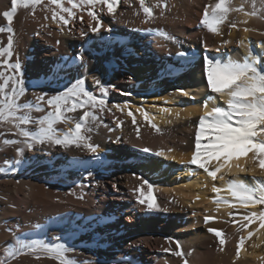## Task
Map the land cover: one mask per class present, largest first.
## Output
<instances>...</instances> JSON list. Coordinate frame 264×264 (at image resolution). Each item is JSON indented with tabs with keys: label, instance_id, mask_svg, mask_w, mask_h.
I'll return each instance as SVG.
<instances>
[{
	"label": "bare ground",
	"instance_id": "bare-ground-1",
	"mask_svg": "<svg viewBox=\"0 0 264 264\" xmlns=\"http://www.w3.org/2000/svg\"><path fill=\"white\" fill-rule=\"evenodd\" d=\"M75 2L78 6L73 8L68 0H62V7L71 9L73 15L61 11L50 0H42L27 9L19 8L14 15L11 26L15 38L22 31H27L25 35H28L31 29L33 36L29 43L33 48L46 51L53 48L57 56L60 55V61L56 62L49 54L37 52L48 57L44 62L54 66L53 71L64 74L67 61L71 70L80 68L73 79L60 81L57 77L51 81L41 70L30 71L31 65L26 61L21 67L26 93L18 102L31 104L33 107L25 111L34 120L38 119L50 110L47 99L83 80L85 89L98 100L104 99L101 96L103 85L119 83L125 89L121 94L137 95L131 98L135 109L127 103L124 108L116 100L112 101L116 103L115 109L106 101L103 109L98 104L95 108L89 105L88 110L97 116L90 121L91 131L87 133L90 143L98 145L95 155L75 147L65 150L60 146L36 144L29 150L24 144L6 145L5 140L22 141L24 137L17 134L15 122L0 124V224L11 213L24 215L25 210L31 211V216L37 219L40 205L50 203L53 198L62 201L52 206L38 225L12 228V224L7 223L0 229V264L6 259V248H16L17 239L23 244L32 240L27 237L40 240L46 236L55 240L48 244H64L74 249L66 255L75 264H183L172 251H165L174 250L177 241L185 252H193L187 257L189 264H264V228L260 227V221L257 219L246 229H239L240 224L247 223L244 215L252 212L259 215L264 205L245 207L226 190L227 182L233 179L248 185L264 181V170L252 161L253 154L248 153L239 161H229L231 171L224 169L217 173V177L224 175V180L213 181L198 165L189 163L204 103L208 102L209 108L226 107V98L207 87L205 57L243 62L251 51L262 60L258 67L264 68V13H259L260 0H256L257 15H245L252 11V5L243 3L245 12H230L228 19L219 25L218 34L205 27L194 28L202 19L205 5L215 0H146V5L153 10L152 18L145 17L139 0H117L112 14L106 5ZM241 4L242 0H232L233 7ZM94 7L102 16L98 19L102 25L99 32L91 30L97 21L88 10ZM7 10H10V0H0V27L5 29L7 21L2 14ZM78 22L82 23L79 35L70 27V23ZM86 24L91 25L86 27ZM138 33L141 38H135ZM162 33L167 34V38ZM1 34L4 38L9 36L6 30ZM91 39L94 41L88 45ZM191 47L209 50L192 66L175 58L177 52ZM79 55L82 62L79 66L73 65L71 60ZM7 61L8 64L17 62L9 58ZM181 66H184L183 72H177ZM6 68L10 70L8 65ZM41 68L48 67L41 65ZM2 72L9 71L2 69ZM5 75L7 78L11 74ZM180 90L189 95H183ZM40 96H44V101L37 100ZM144 101L149 105L145 106ZM37 104L44 111H37ZM82 111L66 113L73 120L56 127L68 131ZM144 113L148 114L147 120ZM21 127L35 131L39 126ZM138 135L144 140L138 139ZM201 143L202 147L207 145V136L201 138ZM17 147L24 148L22 155L16 154ZM145 148L155 155L146 153ZM218 163L223 161L208 159L206 167L212 171ZM236 163L246 171L237 172ZM110 181H114L115 187L108 185ZM144 181L152 185L149 196L148 184H144V198L157 205L151 212L146 205L137 203L139 193L135 189ZM213 186L222 191L213 192ZM216 197L236 204L235 208L225 204L218 207L214 202ZM205 214L217 216L216 222L206 224ZM58 215L61 220L56 219ZM66 219L69 223L58 224ZM112 219L116 222H111ZM208 227L223 230L224 245L219 244L220 238L207 231ZM120 231H124L122 236H119ZM249 232L253 233L251 237ZM241 236L246 239L237 258L236 248ZM13 259L8 258L7 264H23Z\"/></svg>",
	"mask_w": 264,
	"mask_h": 264
},
{
	"label": "snow or ice",
	"instance_id": "snow-or-ice-1",
	"mask_svg": "<svg viewBox=\"0 0 264 264\" xmlns=\"http://www.w3.org/2000/svg\"><path fill=\"white\" fill-rule=\"evenodd\" d=\"M42 0H10V10L3 12V17L7 21L6 29L0 27V32L7 31L9 33L7 47L0 50V56L5 53L8 57L12 55V47L14 42V29L12 23L14 15L19 8H29V6L39 5ZM72 7H77L75 0H68ZM50 3L61 8V11L68 12L73 15L72 10L62 7V0H50ZM80 3L95 5L97 3L106 5L110 14L115 12L117 0H80ZM243 3H251L252 11L245 12ZM140 8L146 18H152V7L146 5V0H139ZM167 7V4H164ZM230 12H245V15L255 16L258 14L256 0H242L240 7H233L232 0H215L214 3H208L203 9L202 19L200 24L203 25L211 33H219V25L223 24L229 17ZM259 13H264V0H260ZM163 15V13H161ZM89 15L96 20L95 27H92L93 32L101 30V22L97 15L90 11ZM56 18L55 12L53 19ZM65 24L68 23L63 16L60 17ZM147 22V21H145ZM235 27V23L232 24ZM248 29H245L247 31ZM167 38V34L162 33ZM262 60L256 57L251 51L245 56L243 62L234 61L231 58L222 61L221 59H210L205 57L207 87L212 93L218 94L219 97L226 98V107L212 106L209 108L208 102L203 105L204 112L199 118V127L195 133V150L189 161L192 165H198L199 168L207 172L208 176L213 181L220 179L224 180V175L217 177V173L227 169L231 171L229 161H239L241 157L252 153V161L257 166L264 170V68L258 67ZM8 67L15 70L16 75H9L5 78V73L0 72V124L14 123V127L18 130L17 134L24 137L22 141L5 140L4 144H24L29 150H32L36 144L49 146H60L65 150L72 147L83 148L97 154L98 145L90 143L91 137L87 135L91 131L89 126L90 121L96 120L97 116L93 111L88 110L89 105L95 108L98 104L101 109L105 106L104 99H97L91 92L84 87V81L80 80L65 92L59 93L47 99V106L50 109L46 115L33 119L25 109L33 107L31 104H20L19 98L26 93L24 87L23 73L21 64L17 61L14 64H8L7 60L3 61ZM11 82V83H10ZM97 84L100 82L97 80ZM106 92V89H102ZM183 95L188 96L189 93L180 90ZM81 97L85 99H81ZM75 98V99H73ZM44 96L37 97L38 101H44ZM69 101H72L69 104ZM37 111H44L39 104L35 105ZM83 110L82 115L76 118L73 123L74 127L68 131H63L56 127L59 123H68L73 118L66 113H75L77 110ZM165 111H168L165 109ZM18 113H22L18 115ZM131 115V113H129ZM147 120L148 114L144 113ZM135 123V120L133 121ZM38 124V129L35 131L25 129L22 125ZM152 127L157 131L159 129L155 124ZM207 136V145L202 147L201 138ZM24 148L17 147L16 154L22 155ZM145 152L149 149L145 148ZM171 151V150H170ZM214 159L223 161L218 163L214 170L210 171L206 167V161ZM204 161V162H201ZM237 172L243 173L246 168L239 163H236ZM255 179V178H254ZM144 181L138 188L135 189L139 193L137 203L146 205L148 211L156 210L157 205L144 198L143 191ZM115 187V186H114ZM148 195H151L152 185L148 184ZM227 192L231 194L235 201L245 207L251 205H264V181L259 184L248 185L239 179L229 180L227 182ZM221 188L213 186V192L219 194ZM199 199V197H197ZM219 207L221 204L227 205L228 208H235L236 204L230 203L227 200L216 199L214 201ZM213 217L205 216L204 221L207 224ZM244 221L239 225V229H246L249 224L257 219L260 221V227L264 228V211L246 214L243 216ZM238 229V230H239ZM209 233H213L219 239V244L222 246L225 243L222 230H217L209 227ZM252 232L248 236H252ZM245 237L241 236L236 248V257L240 256V248L244 245ZM20 244V248L9 246L5 250V261L7 264L8 258H14L20 253V249L27 248L29 252L43 251L50 257L59 261V264H75L70 257L66 255L68 252L74 251L64 244H21L19 239L16 241ZM223 251V248H220ZM172 251L173 254L180 258L183 264H189L187 257L193 254L192 251L185 252L181 244L177 241L175 249H165Z\"/></svg>",
	"mask_w": 264,
	"mask_h": 264
},
{
	"label": "rangeland",
	"instance_id": "rangeland-1",
	"mask_svg": "<svg viewBox=\"0 0 264 264\" xmlns=\"http://www.w3.org/2000/svg\"><path fill=\"white\" fill-rule=\"evenodd\" d=\"M91 11L92 12H94L96 15H97V18L99 19V18H102V16H101V14H100V10L98 9V8H95L94 7V10L93 9H91ZM96 11V12H95ZM88 12H90V10H88ZM78 18L80 19V14L78 15ZM78 19V20H79ZM80 21V20H79ZM89 25V26H88ZM90 25L91 24H86V27H90ZM93 25V24H92ZM81 26H82V23L81 22H78L76 25H75V23H74V25H73V23H70V27L72 28V30H73V32L75 33V34H80V32H81V30H82V28H81ZM197 28V26H194V28ZM197 29H199V28H197ZM24 31H22V32H20V34L15 38V40H14V42H13V47H12V55H11V57H8L7 56V54L5 53V55L4 56H0V72H2V69H3V71H6L7 70V72L8 73H6L5 72V74H11L12 75V72H15V70L14 69H12V68H9L10 70H8V68H6L7 67V65L6 64H3V62H1V61H3V59L4 60H8V58H9V60L10 61H14L15 62V60H17V61H19V60H21V62L23 63H21L20 61V63H21V67L23 66L24 67V63L27 61V62H29V64L31 65V70L30 71H33V72H36V71H39V70H41L42 72H44L43 74L44 75H46V77L47 78H50L51 79V81L54 79V78H57V77H59V79H60V81L62 80V81H66V80H68V79H73L74 77H75V75L77 74V71H79V69L80 68H78L77 70H71L70 68H68L69 66H70V64H69V61H67L66 62V65H65V69H66V72L63 74V73H58V71L56 70V72L55 71H53L54 69H55V67L54 66H52L51 67V65H49L48 66V64L47 63H45L44 61V59L45 58H48V57H46L45 55H43V54H49L50 55V57L52 56V60H56V62H57V60L58 61H60V55H58L57 56V52H56V50L55 49H53V48H50L48 51H46L44 48L43 49H41V50H39V49H35V48H33L32 46H31V43H29V41L31 40V38H32V36L33 35H31V34H33L32 32V30L30 29V30H28V35H25V34H27V31H25L24 33H23ZM29 32H30V34H29ZM139 35L137 36H135V38H141L142 36H141V33H138ZM145 34V33H144ZM4 35H2L1 34V32H0V50H3L4 48H6L7 47V41H8V37L6 38H4L3 37ZM29 38V39H28ZM94 39V38H93ZM93 39H91L90 40V44H92V42L94 41ZM23 40V41H22ZM89 41V40H88ZM23 42H25V43H23ZM6 45V46H5ZM15 45H17V46H15ZM4 47V48H3ZM14 48V49H13ZM211 51H213L212 49H210ZM37 52H44L43 54H38L37 55ZM48 52V53H47ZM56 53V54H55ZM216 53L217 54H220L221 53V51H216ZM23 55V56H22ZM6 56V57H5ZM20 56V57H19ZM55 56V57H54ZM43 57V58H42ZM2 58V59H1ZM17 58H20V59H17ZM68 58V57H67ZM64 60H66V59H64ZM37 62H38V64H37ZM39 62H40V64H39ZM35 63V64H34ZM3 65H4V68H2L3 67ZM41 65H43V66H46V67H48L47 69H48V71H47V69H45V68H41ZM77 66H79V65H77ZM40 68V69H39ZM6 69V70H5ZM52 69V70H51ZM44 70V71H43ZM51 70V71H50ZM62 74V75H61ZM49 75V76H48ZM6 76V75H5ZM70 77V78H69ZM112 85V86H111ZM115 85H116V87H115ZM104 86V87H103ZM102 87H101V91H102V89H106V91L108 92H105V91H102L101 92V96L104 98V100L111 106V107H113L114 109L116 108V103H118L119 101V103L118 104H120L122 107H126V105H125V103H127L128 104V106H131V108H133V109H135V107H134V104H132V101H131V98H133V97H137V95H123V94H121L120 92H124L125 91V89L119 84V83H111L110 85L109 84H105V85H103ZM108 86V88H106ZM114 88V89H113ZM121 90H120V89ZM122 89H123V91H122ZM110 90V91H109ZM117 90V91H116ZM105 94H104V93ZM107 93V94H106ZM118 93V94H117ZM108 95V96H107ZM106 97V98H105ZM109 100V101H108ZM116 100V101H115ZM126 100V101H125ZM112 101H115L114 103L112 102ZM143 101V100H142ZM122 102V103H121ZM145 102V101H144ZM130 103V104H129ZM115 106H114V105ZM137 105H141L139 102L138 103H136ZM113 105V106H112ZM144 105L145 106H147V105H149V104H147V102H145L144 103ZM143 135V134H142ZM141 135H138V139H141V140H144V139H142L141 137H140ZM143 138H145L144 137V135L142 136ZM140 171H142L141 169H139ZM114 184V181H110V183L108 182V185H112V187L114 186L113 185ZM57 192V191H56ZM51 202L50 203H45V205H40V207H38V210H39V212H38V217H37V219L36 218H33L31 215V211H26L25 210V212H24V215H22V214H20V213H16V214H12L11 213V215L9 216L8 214H6V215H8V216H4L5 218H3L4 219V223H1L0 224V229H3L4 228V225L5 224H7V223H9V224H12L11 226H12V228H15V227H19V226H27V225H29V224H33V225H38L39 223H40V220L39 219H41V221L42 220H44V218H45V213H47V211L48 212H50L52 209V206H55V205H60L61 204V200L60 199H56V198H53V199H51L50 200ZM60 203V204H59ZM63 204V203H62ZM12 209V208H11ZM10 210V209H9ZM15 210V209H14ZM13 212V211H12ZM13 213H15V212H13ZM27 215V216H26ZM8 217V218H7ZM44 217V218H43ZM114 217V216H113ZM119 217V216H118ZM56 219L57 220H61V217H60V215H58V216H56ZM38 220V221H37ZM111 222H116V221H114L113 219L112 220H110ZM69 223V221L66 219V220H64L63 222H60V223H58V224H64V223ZM8 224V225H9ZM61 226V225H60ZM117 226V225H116ZM44 229H42V231H43ZM41 231V232H42ZM124 234V231H120L119 232V236H122ZM27 238H29V239H32V240H29V241H25L23 244H35V245H41V244H48L49 242H51V241H53V239L54 238H52L51 236H46V237H43L42 239H40V240H34L33 238H30V237H27ZM55 241V240H54ZM53 241V242H54ZM14 245V244H13ZM14 248H15V246H13ZM16 248H20V244H17L16 245ZM27 259H29L33 264H40V261H41V263L42 264H59V261L57 260V259H55V258H52V257H50L47 253H45V252H43V251H38V252H35V253H33V252H29V250L27 249V248H22V249H20V253L19 254H17L15 257H14V259L12 260L13 262H15L16 260L18 261H21V263H22V261H23V264H27V262H29V263H31L30 261H28ZM25 260L27 261V262H25ZM48 260V261H47ZM16 261V262H17ZM35 261L37 262V263H35ZM44 261H46V262H44ZM44 262V263H43ZM49 262H51V263H49ZM31 263V264H32Z\"/></svg>",
	"mask_w": 264,
	"mask_h": 264
}]
</instances>
